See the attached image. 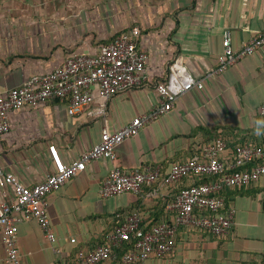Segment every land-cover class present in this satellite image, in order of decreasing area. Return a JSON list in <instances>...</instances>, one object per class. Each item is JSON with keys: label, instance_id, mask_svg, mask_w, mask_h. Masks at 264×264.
<instances>
[{"label": "crops", "instance_id": "1", "mask_svg": "<svg viewBox=\"0 0 264 264\" xmlns=\"http://www.w3.org/2000/svg\"><path fill=\"white\" fill-rule=\"evenodd\" d=\"M136 27L139 47L149 56L148 82L115 96L106 118L89 115L102 103L97 88L91 109L79 116H70L67 104L57 99L12 112L11 130L0 137L3 171L34 186L55 172L51 147L65 164L80 160L101 141L104 130L116 132L158 104L157 87L178 60L197 80L205 79L204 87L186 93L169 114L121 144L115 163L92 161L49 194L57 243L48 240L35 219H26L19 225L22 264H71L79 249L108 242L118 213L138 211L148 225L169 220L166 204L198 182L185 179L165 186L159 181L139 194L104 199L100 190L113 166L124 171L160 167L165 176L174 164L220 137L232 149L264 144V48L206 78L219 63L225 31H231L238 50L264 30V0H0V94L54 72L72 56L97 54ZM223 196L236 210L230 232L216 237L182 227L174 254L155 264H264V177ZM14 201V190L0 186V209ZM5 260L0 234V264Z\"/></svg>", "mask_w": 264, "mask_h": 264}, {"label": "built area", "instance_id": "2", "mask_svg": "<svg viewBox=\"0 0 264 264\" xmlns=\"http://www.w3.org/2000/svg\"><path fill=\"white\" fill-rule=\"evenodd\" d=\"M139 37L140 30L136 27L116 37L97 54L72 56L54 72L33 76L22 86L1 93L0 137L11 130L12 112L36 107L49 100L65 102L70 116L84 114L96 100V88L102 103L89 110V115L106 118L108 105L115 96L142 87L148 82L146 65L149 56L139 47ZM262 48L264 30L238 50L233 46L231 31H225L219 63L206 78L225 73L243 58ZM204 80H197L179 60L176 61L171 66L167 81L157 87V105L116 132L104 130L101 141L70 165L62 161L56 147H51L55 172L48 174L37 185L25 186L13 174L0 168V186L11 187L15 194V201L12 204L4 203L0 209V234L6 248V264H22L19 225L28 218L36 220L52 244L57 243L48 213L49 194L85 172L92 161L107 159L115 163L118 160L117 149L121 144L169 114L175 103L186 93L194 88H203ZM260 115L264 120V105L260 108ZM225 155H230V159L224 158ZM196 177L215 178L182 189L165 206L169 220L148 225L138 211L127 217L118 215L119 220L108 242L92 250L79 249L71 264H155L156 261H165L174 254L182 227L210 232L217 237L227 235L233 227L236 210L227 209L221 194L226 190L249 187L264 177V146L238 145L232 149L220 137L204 147L201 153L174 164L165 176L160 167L145 166L124 171L113 166L102 185L100 196L107 199L127 193L139 194L145 186H153L159 181L165 186H174L185 179ZM71 242L75 244L77 240L72 239ZM125 244H131L132 249L120 258L117 250Z\"/></svg>", "mask_w": 264, "mask_h": 264}, {"label": "trees", "instance_id": "3", "mask_svg": "<svg viewBox=\"0 0 264 264\" xmlns=\"http://www.w3.org/2000/svg\"><path fill=\"white\" fill-rule=\"evenodd\" d=\"M238 145H235L234 147H233V149L235 148V147H237ZM256 146H264V144H258V145H256ZM215 177H203V178H194V180H197L198 182L196 183V185H199V184H203V183H205V182H209V181H211V180H213ZM221 196H223V193L221 194ZM224 197V196H223ZM229 204L226 202V207H227V209L228 208H230L229 206H228ZM135 212V211H134ZM134 212H132V213H134ZM132 213H129V214H123L124 216H128V215H130V214H132ZM207 213H204V215H206ZM118 215H122V213H118V214H116L115 215V219H114V227H113V231H114V229H115V227H116V224H117V222H118V218H117V216ZM166 215H167V217H168V214L166 213ZM122 220H123V218H122ZM158 223H161V222H158ZM207 233H209V234H212V233H210V232H207ZM213 235V234H212ZM217 237V236H216ZM130 249H132V245L131 244H125L122 248H120V249H118L117 250V252H118V254H119V257L121 258L122 256H123V254L125 253V252H127V251H129Z\"/></svg>", "mask_w": 264, "mask_h": 264}]
</instances>
